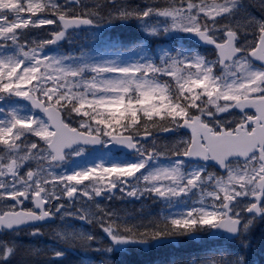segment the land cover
<instances>
[{"label": "snow or ice", "instance_id": "snow-or-ice-1", "mask_svg": "<svg viewBox=\"0 0 264 264\" xmlns=\"http://www.w3.org/2000/svg\"><path fill=\"white\" fill-rule=\"evenodd\" d=\"M160 3L159 8L137 11L125 7V0H99L97 7L69 15L70 10L54 0H0V49L9 42L15 48L13 55L0 57V98H21L40 114L22 118L9 112L0 119V201H14L0 210V226L43 221L59 213L61 219L74 217L95 224L115 244L146 243L206 228L235 234L241 210L264 213L260 206L264 200V20L236 16L241 0ZM100 4L112 7L101 12ZM150 14L168 18L171 29L193 33L214 46V58L171 56L159 66L94 65L89 68L93 75L85 79L82 69L66 68L40 54L45 44L61 39L69 27ZM40 15L54 19H33ZM47 25L58 29L49 33L48 40L18 39L23 30ZM242 37L249 38L240 42ZM217 68L222 69L219 75ZM157 76L167 79L159 81ZM224 113L229 117L219 119ZM181 128L190 132L188 138L171 143L158 139L161 133ZM149 138L150 144L141 142ZM77 145L80 151H66ZM89 145H120L139 159L123 165L97 163L66 175L54 173L68 155H79ZM162 158L176 159L168 166L141 171ZM183 158L211 160L224 175L185 173ZM27 162L34 166L21 174ZM201 184L211 185L204 190L201 206L177 216L131 223L95 204L96 197L117 189L128 198L173 200ZM204 197L211 201L209 206L203 205ZM241 197L252 202L236 210L232 205ZM81 198L92 201L94 208L79 206ZM53 201L59 202L53 206ZM55 234L73 245L93 240L85 234ZM11 251L6 249L3 256Z\"/></svg>", "mask_w": 264, "mask_h": 264}, {"label": "trees", "instance_id": "trees-1", "mask_svg": "<svg viewBox=\"0 0 264 264\" xmlns=\"http://www.w3.org/2000/svg\"><path fill=\"white\" fill-rule=\"evenodd\" d=\"M58 0H54L57 4ZM99 0H87L84 6L88 8L97 7ZM64 10L67 9L64 2L61 3ZM84 6L79 5L77 7H68L69 15L75 14V12L84 9ZM162 4L160 0H125V7H131L140 11L141 9L147 8H159ZM112 7V5L100 4L98 10L103 12L107 8ZM48 19H54L50 15H42ZM146 21H151L153 19L155 24L161 23L165 17L159 15L150 14L145 17ZM145 19H138L136 16H130L126 19H116L108 23L97 24L103 28L100 30V35L97 38H91L89 41V32L91 30H85L80 32V36L77 38L75 43L74 40L70 42H63L56 46L55 52L57 54L61 53V57L68 58L76 57L83 59L91 54L93 46L100 47L106 51H117L120 49L124 52H131L132 47L137 48L140 43L145 41V36L141 32L140 25L141 21ZM32 30L29 29L30 33ZM27 33V32H26ZM19 40L24 41L26 35L21 34ZM148 39L149 43L147 47L151 48V43L155 47L156 37H150ZM157 40V39H156ZM173 50L178 51V48L173 45ZM126 49V50H124ZM102 52V51H101ZM151 53V51L149 52ZM60 55V54H59ZM249 237H240L237 241L245 248H235L229 247L230 249L225 251L214 250L207 248L205 251H200L197 248L191 251H178L171 249L169 254V260L165 262V259H159L158 264H201V263H212V264H264V223L258 224L256 227L251 229L249 232ZM176 237V236H172ZM48 237H45L37 241L39 246L36 253H32L30 249L26 247L17 249L10 259V263L7 264H43L42 259L48 260L51 264H85V259L78 251L71 250L69 248L62 252L60 255H56V249L51 248V244H48ZM255 246L254 249L252 247ZM63 251V250H62ZM94 254V252H90ZM96 258H94V261Z\"/></svg>", "mask_w": 264, "mask_h": 264}, {"label": "rangeland", "instance_id": "rangeland-1", "mask_svg": "<svg viewBox=\"0 0 264 264\" xmlns=\"http://www.w3.org/2000/svg\"><path fill=\"white\" fill-rule=\"evenodd\" d=\"M86 3H87V0H81V4L83 6ZM143 10H145V9H141L140 11H143ZM234 11H235L236 16H248V17L254 18L256 20H264V2H262V0H241L239 9H236ZM144 19H145L144 21L140 22L141 23L140 29H141V32H143L144 36H146V37H150V36H152V34H158V35L162 36L164 38V40H168V39H166L165 35H172L173 38H176V37L178 38V37H180L182 35L185 36L188 33V32H183V31L176 30V29H171L170 28V22L169 23H165L163 25V28H160V29H158V27L156 29L155 28H151L153 26V21L154 20L151 19V21L148 22V21H146L145 17H144ZM47 26H49V25H47ZM165 28H167L168 30L165 31ZM96 36H98V35L97 34L89 35L88 36L89 41H91L92 37L96 38ZM247 38H249V37H242L240 42H242L243 39H247ZM48 39H50V36H49L48 33H40V32H36L35 33V32H33L32 35L29 37L28 42L43 41V40H48ZM63 39L64 38H61L58 41H62ZM58 41H56V42H58ZM46 45H50V44H45L44 47L40 50L41 56L54 58V59L58 60L62 66L66 67V68H70V69H73V70H81L82 69V71L80 72V75H81V77H83L85 79L93 75L91 73V71H89V68L91 66H94V65H106V64L111 65V66H115V67L131 66V65H134V64L131 62L130 57L141 56L142 55L141 49H138L133 54H128V55H122L121 53H117V52L116 53H110V52H105L104 51L103 54H99V52H96L93 55H90V56H88L86 58L78 59L76 61V63H74L69 58L61 59L55 53H50L52 50L47 48ZM8 50L9 49H7V48L0 49V57H6L5 55H6V53H8ZM206 54L209 55L211 58H214V56H215V54L213 53L212 50H208L206 52ZM156 55L160 56V62H159V64L151 63L153 65H160L162 59L165 60V61L168 59V58H166L164 52H161L160 54L159 53L157 54V51H156ZM178 57H182V56H178ZM183 57H194V55L190 54V55L183 56ZM142 58L145 59V55ZM153 61H154V59H153ZM216 72H218L217 74L219 75L222 72V70L217 68ZM105 75L108 76L109 78H111V76H112V74H105ZM15 98H17V97H15ZM0 100H2V99H0ZM1 103L2 102H0V104ZM5 104H6L5 106L7 107L8 103H5ZM8 107H10L9 110H8L9 112H13L19 117H22V118H26V117H29V116L34 117L33 114L25 111L24 107L18 106L17 104H10V105H8ZM6 112L7 111H5L3 109H0V114H4ZM224 114L225 115L226 114L230 115V113H224ZM228 117L229 116L224 117L222 119H227ZM0 119H2V118H0ZM30 139H31V137H29V140ZM181 139H186V138L177 136L175 138L167 139V141H163V142L171 143V142H175V141L181 140ZM78 151H80V150H76L75 152H78ZM93 157L94 156L91 153L83 152V151L80 152L79 155H72L71 154L70 155V160L67 163V165L65 167H63V168H59V169L54 170V173L57 176H59V175L71 174L74 171L84 170V169L87 168V165H84V166L82 165L81 166V164L82 163H86V161L91 160V158H93ZM75 163H76V165L78 167V170H75L73 168V165H75ZM27 164L31 165V167L34 166L33 162H27ZM156 166H161V165H158V164L155 163L151 168L156 167ZM162 166H164V165H162ZM183 169L187 170V171H184V172L188 173V174L193 173L195 171H201L199 168H197L195 166H190V167L188 166L186 168L183 167ZM210 189H211V187H210ZM181 199L182 198L176 199V200L178 201V200H181ZM163 203L165 204L164 201H163ZM248 204H250L249 203V197H241V198H238L233 203L232 207L234 209H236V210H241L244 207H246ZM194 207H197V206L194 205ZM141 209H143L142 205H141ZM190 209L191 208H189L188 210H190ZM240 218L243 221L242 235H243V237H246V235H247V233L249 231V228L251 226L252 221H251L250 218L245 216V211H242V210L240 211ZM79 231H85V230H83L81 227H78V231H72L71 230V225H69L68 223L63 222L62 223V232H60V233L69 232V233H72V234H85L83 232L79 233ZM43 232H45L46 235L42 234ZM56 232H58L57 231V227H48V228L43 229L41 234H39L36 237L41 238V237H44V236H49L50 237L49 238L50 242L54 243V245H56V246H57V244H59V245L66 246V247H72V246L76 247V245L70 244V243L66 242V240L61 239L59 236H57L55 234ZM31 233H33V232H31ZM29 235H30V232L15 233L10 238V240L18 238V237H19L20 240H25L24 237H28ZM189 236H188V238H189ZM21 237H23V239H21ZM62 241H64V242L62 243ZM29 247H30V250L36 248L35 244L34 245L30 244ZM3 251H4V249H3ZM85 254H86V252H85ZM1 257H3V253L0 254V258Z\"/></svg>", "mask_w": 264, "mask_h": 264}, {"label": "flooded vegetation", "instance_id": "flooded-vegetation-1", "mask_svg": "<svg viewBox=\"0 0 264 264\" xmlns=\"http://www.w3.org/2000/svg\"><path fill=\"white\" fill-rule=\"evenodd\" d=\"M39 117V116H36ZM227 117V116H225ZM219 119H222L224 117H218ZM23 171H25V167H22L21 169V173H23ZM116 195H119V201L117 202L114 198L112 197H107V198H97L95 199V204H99L101 206H104L107 208V210L109 211H114L118 217H123V219L126 222H131V223H136V222H144V221H148L149 219L152 218H156L157 217V212H156V206L155 204L151 206V211H146L143 212L140 210V205L144 199L145 203L148 202V197H141L138 202L135 200H130L129 202L125 201L126 197H123V194H121L119 191L117 192ZM133 199V198H131ZM85 201L80 204L79 206L81 207H91L94 208V204L92 201H88L86 199H84ZM57 202H53V206L58 203ZM14 201L9 202V200H3L0 201V210L5 209L8 205L13 204ZM67 203V202H65ZM151 203H153V200H151ZM27 204V202H26ZM132 204L135 205L134 207H132ZM73 205H76V200L73 201ZM27 206H31L30 204H28ZM59 213L56 214V216ZM81 224L83 225H87L84 224V221H81ZM88 230H89V234L91 236H104V237H108V235L103 232V230L96 226L95 224H89L88 223ZM107 243H112L113 249L115 250V254H113L111 257H116L119 256L116 260H115V264L116 261H122V264H128L130 263L133 259H136L138 263L140 264H158V250L156 249H150L147 246H140V249L138 246H136V244H131V243H125V244H115L113 243L110 238L109 239H105ZM131 247V248H129ZM110 246L108 245L106 247V251H109ZM110 255V254H109Z\"/></svg>", "mask_w": 264, "mask_h": 264}, {"label": "water", "instance_id": "water-1", "mask_svg": "<svg viewBox=\"0 0 264 264\" xmlns=\"http://www.w3.org/2000/svg\"><path fill=\"white\" fill-rule=\"evenodd\" d=\"M69 1V3L70 4H75V2H74V0H68ZM92 25H80V26H72V27H69L68 29H66V30H75V29H81V28H88V27H91ZM188 37V39H190L191 41H193L194 43H196V44H198V45H201V46H206V45H208L207 43H205V42H203V41H201L195 34H190V35H188L187 36ZM256 63H258V62H256ZM23 102H25V103H28L29 105H30V103L29 102H27V101H25V100H23V99H21ZM30 107H31V105H30ZM34 111H36V110H34ZM182 130H184V131H187V132H189L187 129H183L182 128ZM168 134V132H165V133H162V135H167ZM148 140V139H147ZM143 141H146V140H143ZM77 146H79V145H77ZM77 146H73V148L72 149H74L75 147H77ZM101 145H89V146H83V147H88V148H98V147H100ZM112 147H116V148H119L120 150H124L126 153H132V152H134V151H132V150H129V149H127L126 147H123V146H120V145H112ZM72 149H70V150H66V151H71ZM188 160L190 159V161H192V162H199V163H204V164H209V165H212V166H214V167H216L218 170H220L219 168H218V166L216 165V163L215 162H213V161H211V160H209V161H204V160H202V159H199V158H187ZM221 171V170H220ZM221 172H223V171H221ZM139 174V173H138ZM137 174V175H138ZM262 201H260V203H261ZM248 214H256V213H249L248 212ZM257 215H259V214H257ZM43 222H46V220H43V221H41V222H38V221H36V222H25V223H22V224H20V225H18V226H12V227H7L9 230H13V229H17V228H21V227H24V226H28V225H32V224H36V223H43ZM1 227H3V226H0V228ZM5 227V226H4ZM217 233V234H216ZM221 234H224L225 235V237L227 238V239H233V238H236L237 236H238V232L237 233H235V234H233V233H229V232H227V231H225V230H223V229H213L212 230V234L210 235L211 237H219ZM196 240H198V238H195Z\"/></svg>", "mask_w": 264, "mask_h": 264}, {"label": "bare ground", "instance_id": "bare-ground-1", "mask_svg": "<svg viewBox=\"0 0 264 264\" xmlns=\"http://www.w3.org/2000/svg\"><path fill=\"white\" fill-rule=\"evenodd\" d=\"M41 261H42L43 264H51V263H50L48 260H46V259H42ZM121 262H122V261H116V264H122ZM128 264H140V263H138L136 259H133V260H132L130 263H128Z\"/></svg>", "mask_w": 264, "mask_h": 264}]
</instances>
